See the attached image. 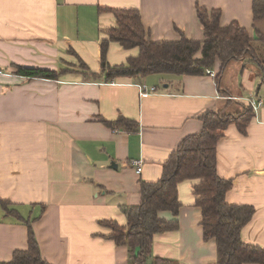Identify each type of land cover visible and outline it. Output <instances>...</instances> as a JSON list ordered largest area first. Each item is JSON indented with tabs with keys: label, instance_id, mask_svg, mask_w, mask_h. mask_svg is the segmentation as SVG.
<instances>
[{
	"label": "crops",
	"instance_id": "1",
	"mask_svg": "<svg viewBox=\"0 0 264 264\" xmlns=\"http://www.w3.org/2000/svg\"><path fill=\"white\" fill-rule=\"evenodd\" d=\"M253 0H0V263L27 249L31 224L47 264H129L127 248L106 237L102 221L126 223L123 207L140 202V181L155 182L162 165L187 136L202 129L201 117L232 110L227 99L262 103L241 133L234 124L216 145V170L232 181L229 204L254 213L241 239L264 249V84L252 64L233 60L215 76L152 74L105 80L99 42L115 25L110 10L133 9L152 41H176L183 34L204 39L196 7L220 11V24L236 21L255 39ZM137 54L116 42L106 59L120 64ZM18 67L61 73L56 79L26 77ZM234 73V72H232ZM156 91L141 95L138 84ZM225 94L231 95L228 97ZM228 97V98H227ZM124 117L137 129L108 122ZM141 160L136 173L134 162ZM194 180L177 185L178 227L154 236L147 264H216L215 240H204ZM159 217L169 221L168 211ZM253 264V263H246Z\"/></svg>",
	"mask_w": 264,
	"mask_h": 264
},
{
	"label": "trees",
	"instance_id": "2",
	"mask_svg": "<svg viewBox=\"0 0 264 264\" xmlns=\"http://www.w3.org/2000/svg\"><path fill=\"white\" fill-rule=\"evenodd\" d=\"M110 11L114 14L115 25L104 30L106 36L99 42L100 71L95 73L86 70V65L81 63L88 78L103 75L109 81L119 77L143 78L152 74L201 75L206 69H213L217 62L219 67L216 76L219 77L233 60L242 61L243 66L255 63L263 67L264 59L260 60L256 56L258 50L253 46V41L264 43V34L256 29V38L253 39L236 21L221 25L218 9L196 7L204 31L202 41H192L183 34L176 41H152L138 11ZM252 17L254 23L264 19V0L252 1ZM110 42H116L124 49L137 48V54L129 56L123 63L110 65L106 59ZM17 71L26 77L52 79L61 74L24 67H18ZM227 100L233 104L232 110L205 113L201 117L200 132L180 142L163 163L162 174L157 181H140V202L123 207L126 217L124 225L114 220L102 221L110 230L106 237L117 246L127 248L129 264H147L154 236L178 227L176 217L180 202L177 185L185 180L195 181L192 191L195 205L201 209L203 238L215 240L216 264H264V249L244 242L240 236L242 227L254 213L253 207L227 203L225 197L232 187V181L220 177L216 170V145L225 128L234 124L244 133L254 116L252 107L246 101ZM107 124H117L128 130L137 129L135 121L124 117H118L116 121ZM0 203L7 214H16L15 210L7 209L6 202L0 200ZM162 211L170 212L173 219L167 221L159 217ZM27 227V249L15 251L10 261L0 264H47L41 258L38 242L28 222ZM153 260L159 264L164 262L159 257Z\"/></svg>",
	"mask_w": 264,
	"mask_h": 264
},
{
	"label": "rangeland",
	"instance_id": "3",
	"mask_svg": "<svg viewBox=\"0 0 264 264\" xmlns=\"http://www.w3.org/2000/svg\"><path fill=\"white\" fill-rule=\"evenodd\" d=\"M253 46L256 47L257 50H258L256 56L260 60H263L264 59V43L262 41H253ZM197 56H199V53H198ZM233 63L234 64L230 68L231 69V72L228 71L229 69L225 71V77H228L229 78L231 76L232 79H234V74H235L236 67L239 66L240 62L238 61V62H233ZM251 64L253 65V67L255 69L254 75L255 76H258V77H260L262 79V76L264 75L263 74V71H264V63L262 64L263 67L257 66L255 63H251ZM76 67L78 69L84 70L83 68L80 67V65H76ZM232 72H234V73H232ZM262 81H263V84H264V79H262Z\"/></svg>",
	"mask_w": 264,
	"mask_h": 264
},
{
	"label": "built area",
	"instance_id": "4",
	"mask_svg": "<svg viewBox=\"0 0 264 264\" xmlns=\"http://www.w3.org/2000/svg\"><path fill=\"white\" fill-rule=\"evenodd\" d=\"M205 73L208 74V75H211V76H215L214 71L210 70V69H206ZM138 88H139V91H140L141 95H145V94H148V93H153V92L156 91L154 86H150V85H147V84H144V83L138 84ZM245 101L247 102V104H249L252 107L253 111H255L257 109V107L260 106L261 103H262L260 100H255L252 97L251 98H246ZM141 166H142L141 160L134 162V168H135L136 173H140L141 172V169H142Z\"/></svg>",
	"mask_w": 264,
	"mask_h": 264
}]
</instances>
